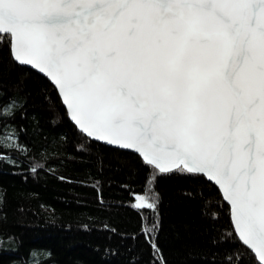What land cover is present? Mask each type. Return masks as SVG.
<instances>
[{
    "label": "snow or ice",
    "instance_id": "6c2138e0",
    "mask_svg": "<svg viewBox=\"0 0 264 264\" xmlns=\"http://www.w3.org/2000/svg\"><path fill=\"white\" fill-rule=\"evenodd\" d=\"M0 46L50 82L81 134L138 154L151 171L138 209L157 208L161 175L214 183L225 243L264 264V0H0Z\"/></svg>",
    "mask_w": 264,
    "mask_h": 264
},
{
    "label": "trees",
    "instance_id": "16d2710c",
    "mask_svg": "<svg viewBox=\"0 0 264 264\" xmlns=\"http://www.w3.org/2000/svg\"><path fill=\"white\" fill-rule=\"evenodd\" d=\"M10 98L23 107L0 134V264H251L225 243L233 225L213 184L161 175L157 208L138 209L141 158L81 134L51 84L0 46V113Z\"/></svg>",
    "mask_w": 264,
    "mask_h": 264
},
{
    "label": "water",
    "instance_id": "95a60500",
    "mask_svg": "<svg viewBox=\"0 0 264 264\" xmlns=\"http://www.w3.org/2000/svg\"><path fill=\"white\" fill-rule=\"evenodd\" d=\"M25 68H27V69H30V70H32L30 67H25ZM32 71H34V72H36L37 74H39L38 73V71H36V70H32ZM40 76H42V77H44L42 74H39ZM46 79V78H45ZM47 80V79H46ZM48 81V80H47ZM49 82V81H48ZM50 83V82H49ZM62 98H60V100H61ZM63 105V104H62ZM63 107H64V109L66 110V112H67V115H68V118H69V120L75 125V122L74 121H72L71 120V115H70V113L67 111V109H66V105H63ZM75 127L78 129V126H76L75 125ZM86 137H87V135L86 134H84ZM90 140H92V141H94V142H98V143H100V144H103V145H105V146H108V147H111V148H114V149H118V150H121V151H124V152H127V153H131V154H134V155H136V156H138V154H135L134 152H133V150H123V149H119L117 146H115V145H112V146H109V145H107L106 144V142H104V141H96L94 138H90V137H88ZM139 157V156H138ZM213 185H214V183H213ZM215 186V185H214ZM216 188L218 187V186H215ZM221 194V193H220ZM221 196H222V194H221ZM225 203V202H224ZM226 204V203H225ZM227 205V204H226ZM232 222V221H231ZM232 225H233V222H232Z\"/></svg>",
    "mask_w": 264,
    "mask_h": 264
}]
</instances>
